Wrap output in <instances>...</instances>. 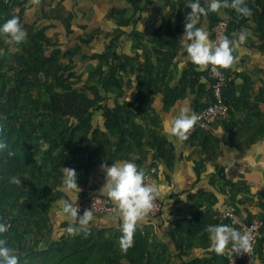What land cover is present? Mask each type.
I'll use <instances>...</instances> for the list:
<instances>
[{
    "label": "crops",
    "instance_id": "obj_1",
    "mask_svg": "<svg viewBox=\"0 0 264 264\" xmlns=\"http://www.w3.org/2000/svg\"><path fill=\"white\" fill-rule=\"evenodd\" d=\"M189 2L6 3L13 8L9 17H18L27 33L23 45L26 50L33 49V62L58 65L66 57L67 63L61 66L69 70H62L61 77L69 81L84 79L74 74L78 67L75 62L83 67L91 61H102L108 53V72L104 77L100 76L102 72L97 74L99 78L93 77L91 88L99 105L93 114L89 113L91 122L68 124L78 131V144L51 155L61 158L64 168L75 170L80 193L74 194L78 199L104 196L99 192L105 183L101 164L111 166L118 161H133L149 177V184L161 189L162 195L157 198L161 213L136 226L134 235L141 244L140 254H136L138 264H226L227 252L218 255L208 250L207 226L224 224L238 230L221 217L224 212H234L245 221L264 217V44L247 39L234 52L236 63L225 69L228 82L223 97L228 106L227 118L213 121L186 140H177L163 131V121L174 118L182 108L197 114L210 103L207 69L201 70L191 62L181 66L187 55L180 39L190 12ZM229 9L209 12L200 18L197 27L206 29L212 40L213 22ZM139 23L143 31L139 30ZM4 39L9 41L0 35V42ZM77 85L73 92L79 95V102L84 100L85 92L79 81ZM53 179L50 183L53 181L57 188L51 187L54 194L44 185L50 198H67L65 175ZM50 220L55 229L60 228V233L67 236L66 241L70 235L85 234L82 230L67 231L74 224L69 217L63 215L59 224ZM119 225L118 213L94 216L87 234H118ZM258 243L252 263L264 264V234Z\"/></svg>",
    "mask_w": 264,
    "mask_h": 264
},
{
    "label": "rangeland",
    "instance_id": "obj_2",
    "mask_svg": "<svg viewBox=\"0 0 264 264\" xmlns=\"http://www.w3.org/2000/svg\"><path fill=\"white\" fill-rule=\"evenodd\" d=\"M1 2L0 0V4L3 3ZM244 3L251 8V16L243 17L230 7L229 11L224 12L217 20H223L228 24L230 36L232 33L247 30L249 41L264 44V0H244ZM5 5L3 6L9 11L13 9L11 5ZM2 42H0V119L6 129H15L22 133L25 129L32 144L30 148H11L8 145L7 149L0 153V216L13 218V223L8 224L7 232L0 234V238L5 239L8 246L21 258V264H138L136 254L140 251L138 248H141V244L135 235L132 246L127 249L121 246L122 233L104 236L87 233L83 236L70 235L68 238L71 239L66 241L67 236L60 233V228L55 229L50 220L52 218L55 224H59L63 217L59 203L61 200L50 198L47 188L51 191L54 185L53 181L50 183V178L59 180L61 174H64L65 164L61 158H52L51 154L60 148L50 152L48 149L50 145L46 139L51 140L52 132L56 135L62 134L60 127L74 124L73 121L91 122L92 119L89 117L92 115L89 113L93 114L92 110L99 105L98 101H94L96 95L91 88L94 83L93 77L99 78L97 74L101 72L100 76L104 77L108 72L110 66L108 53L102 61L99 59L91 61L83 67L79 65L80 62H75V66L77 64L78 67L74 68V74L82 75L84 78L75 82L61 77L65 70L66 72L69 70L67 66H61L67 63L64 62L66 57L62 59L63 62H58L59 66L55 62H33L35 58L33 49L26 50L27 46L23 43L17 48L10 39L9 41L4 39ZM104 60L106 62H103ZM23 61L32 63L22 65ZM103 68L105 71H101ZM78 81L83 87L81 91L85 92L82 97L85 101L80 99V103L77 100L79 95L73 92L78 86ZM30 83L40 84V90L36 91L40 96L39 94L34 96L35 92L31 91V96L27 97L24 91H19ZM65 97L72 98L71 101L82 108L81 114L75 115L76 118L60 119L53 114L52 105L62 106ZM35 98L36 102H32ZM8 152L12 155L9 156ZM44 185L47 188H44ZM51 194L54 193L51 191ZM227 213H235L221 214L224 220L230 221L225 218ZM40 215L46 216L48 222L40 221ZM258 218L264 219L261 216L253 219ZM34 219L38 221V227H33ZM66 244L76 246V249L71 251L70 261L62 260L66 263H61L57 256L64 252ZM259 246L260 243L257 244V251ZM134 247L136 249H133ZM252 261L250 264H253ZM258 263L256 261L254 264Z\"/></svg>",
    "mask_w": 264,
    "mask_h": 264
},
{
    "label": "clouds",
    "instance_id": "obj_3",
    "mask_svg": "<svg viewBox=\"0 0 264 264\" xmlns=\"http://www.w3.org/2000/svg\"><path fill=\"white\" fill-rule=\"evenodd\" d=\"M229 7L243 17L252 15L251 8L244 3V0H210L207 8L201 6L200 0H190L188 3L190 12L187 14L184 33L180 39L187 54L181 66L185 62H191L201 70L207 69L209 65L226 69L236 63L238 58L234 52L246 42L249 35L247 30L232 33L231 36H222L219 42H214L209 38L206 29L197 27L202 16H207L209 12L220 13L221 9ZM110 26L116 28V25L111 22ZM139 30L143 31L141 23H139ZM0 35L8 37L17 45L24 43L27 39V33L16 16L0 24ZM197 119L195 113H190L188 108H182L174 118L163 121V131L177 140H186L189 130L196 124ZM3 131L4 126L0 124V134ZM7 147L8 145L0 135V153ZM8 155L11 156L12 153L8 152ZM101 168L105 172V183L99 192L116 206L120 218L119 229L122 233L121 246L127 249L132 246L137 223L149 217L153 209V201L161 197L162 191L155 185L146 183L144 170L131 160L118 161L111 166L102 163ZM63 171L64 190L68 193V200H62L59 203L63 215L74 222L70 224L67 231L72 233L82 230L87 233V226L93 221L94 214L91 209H86L82 215H78V196L74 193H80V188L77 184L76 172L70 168H63ZM7 230V223L0 218V234L6 233ZM206 231L209 233L208 250L218 255H223L225 252L230 255H239L251 249L250 236L230 225H208ZM0 264H21V258L3 238H0Z\"/></svg>",
    "mask_w": 264,
    "mask_h": 264
},
{
    "label": "built area",
    "instance_id": "obj_4",
    "mask_svg": "<svg viewBox=\"0 0 264 264\" xmlns=\"http://www.w3.org/2000/svg\"><path fill=\"white\" fill-rule=\"evenodd\" d=\"M4 3H10L12 0H2ZM210 0H200L204 6H208ZM212 41L219 42L222 36H229V26L223 20H216L212 25ZM215 69V70H213ZM208 79L210 84V103L197 112L198 117L196 124L189 130L187 136L194 132L206 129L213 121L223 120L228 116V106L223 97V90L227 86L228 77L225 68L209 65L207 68ZM149 177L145 176V182L149 184ZM68 200V199H62ZM61 200V201H62ZM79 213L83 214L86 209H91L94 216H114L118 213L115 204L105 196L93 195L88 198L78 199ZM162 211L161 203L158 199L153 201V209L149 217H156ZM225 218L232 222V225L238 228L241 233H246L251 238V249L247 252H241L239 255L228 254L227 264H250L254 257V247L264 234V219H253L245 221L233 213L225 214Z\"/></svg>",
    "mask_w": 264,
    "mask_h": 264
},
{
    "label": "trees",
    "instance_id": "obj_5",
    "mask_svg": "<svg viewBox=\"0 0 264 264\" xmlns=\"http://www.w3.org/2000/svg\"><path fill=\"white\" fill-rule=\"evenodd\" d=\"M7 10H8L7 8H5L2 4H0V24H2L5 20L10 18L9 17L10 11L8 10L9 12H7ZM15 46L19 48L20 44L19 45L15 44ZM28 63L23 61L22 65H30L32 62H28ZM19 67H22V66H19ZM33 69L37 70L34 67ZM33 84L30 83V85L24 86L25 88L24 87L20 88L19 91L21 92L24 91V95H26L27 97L31 96L30 92L32 91V92H35L34 94L35 96L37 94L36 91L40 90L41 86L38 83H33ZM38 94L37 95L40 96V93ZM34 96H32L31 99H33ZM36 99L37 98H35V100H32V102L33 101L36 102ZM52 112L56 117L60 119H65V118L73 119L74 117L75 118L77 117L75 116L76 114H79V113L81 114V108L79 106H76L71 101V99H69L68 97H65L62 103V106L52 105ZM73 122H76V121H73ZM0 124H2L1 119H0ZM60 128H61L62 134L59 133L56 135L52 132L50 136L51 140L48 141V138L46 139L48 144L50 145V148H48L50 152L56 151L58 148H61L63 151H67L71 147H73L75 143L78 144L77 142L79 141L80 137H78L77 130H73L72 128H69L68 126H65V127L61 126ZM14 134L16 135L15 137H14ZM0 135H2L6 144L9 145L11 148H25V147L30 148L32 144V140L30 136L27 134L25 129H23V133H22L21 131H18L15 129H6L4 127V131ZM47 216H48V213H47ZM45 217L46 216L40 215L39 220L40 221L46 220V222H48V218L46 219ZM0 218H2V220L6 222L7 225L13 223V218H9L4 215H1ZM33 227H38V221L35 219L33 220ZM74 249H76V246L74 247V246H71L70 244H66V247L63 248L64 252L61 253L59 256H57V258L61 260V263H66L65 261H62V260L70 261V256L72 255L71 251ZM241 264H245V263L242 262Z\"/></svg>",
    "mask_w": 264,
    "mask_h": 264
}]
</instances>
